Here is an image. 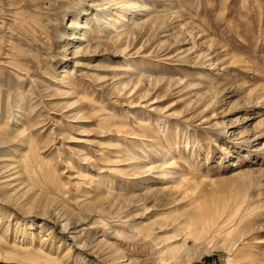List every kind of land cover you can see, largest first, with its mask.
Segmentation results:
<instances>
[{"label":"rangeland","instance_id":"rangeland-1","mask_svg":"<svg viewBox=\"0 0 264 264\" xmlns=\"http://www.w3.org/2000/svg\"><path fill=\"white\" fill-rule=\"evenodd\" d=\"M34 125L36 158L17 132ZM5 137L0 264L27 246L60 264H264V0H0ZM234 170L239 189L217 191ZM202 209L224 225L182 223Z\"/></svg>","mask_w":264,"mask_h":264},{"label":"bare ground","instance_id":"bare-ground-1","mask_svg":"<svg viewBox=\"0 0 264 264\" xmlns=\"http://www.w3.org/2000/svg\"><path fill=\"white\" fill-rule=\"evenodd\" d=\"M115 25H116V22H115L114 19L111 20V21H109L107 23V27L109 26L108 27L109 29H113L115 27ZM82 28H83V23H82L81 16H79V15L78 16H75V17H73L69 21V25L65 27V29H64V31L62 33V38H63L64 45H62L60 47L59 52L63 53V55H65V56L68 55L67 54L68 47L66 45H69L70 44V41L73 40V39H77V40H81L82 39V33H80V30ZM77 29H80V30H77ZM67 40H69V41L66 42ZM79 50H80L79 47L76 48L75 51L73 52V54L75 56H78L77 53L79 52ZM133 68L135 69V67H133ZM134 72H135V70H133V73ZM34 109L32 111H35ZM18 124L20 125V123H17V125ZM37 128H38V125H36V126L34 125L31 128L32 131L31 132L27 131L28 133H25V129L23 127H20L19 130L17 131L19 133V135L22 136V140H19V143H18L19 146L18 147H20L22 145V143L27 142L28 143V146L31 149V153H32L31 157L32 158H34V157L36 158V156L33 153V152H35V150H33L34 147H35L34 142H33V134H34L33 133V130H35ZM80 141L82 142L83 140L76 139V142H80ZM17 142L15 141V138H13V137L0 138V144H1V146L3 148H8L9 144L10 145L17 144ZM110 145L111 146L109 148H111V147L113 148L114 147L116 149V150H114V152H115L114 153V163H115L116 161H119L118 159L121 157L120 156L121 150L117 148V145L116 144H114V145L113 144H110ZM104 146L105 145L102 144L99 147V148L102 149V150H100L101 151V154H100L101 157H106L107 155L110 154L109 150L103 149ZM176 146L177 145H175V147L173 149H176ZM128 150H129L130 153H134V150H131V149H128ZM27 163H28V161H26L25 164H27ZM12 165H13V163H11V162L10 163H5V164H2V165L0 164V174L3 175V173H5L7 171H11L13 168H15V166H12ZM164 165H165V163H163L161 165H158V166H156V165L155 166L154 165H150L145 170L142 169L141 171H134L133 173H131V175L130 174H128V175L133 176L132 177L133 179L134 178H137V181H136L137 183L143 182V181H145L147 179V178H141V179H139L140 177L150 175L151 173L156 174L155 177H160L162 179L163 177H161V176H164V174L167 173L165 171L166 170L165 169L166 167ZM116 166L114 167V171L117 172V173L118 172H122L121 169H118ZM77 172H78L77 173V178H79V179H82L81 177H84L85 178V176L86 177L89 176L88 174H86L87 173L86 171L78 170ZM16 173H18V172L13 171L11 174L3 175L2 177H7V178L4 179L3 181H0V182H2V184H1L0 187L3 188V187H6V186H9L8 184H9L10 180H12L15 177H17L18 174H16ZM191 173L188 174V176H189L188 178H185L184 180L179 179V182L178 183H175L174 189L175 188H178V189H176V191L181 192L185 187L190 186L191 179L193 178L191 176ZM12 174H15L16 176L13 175L14 177H10ZM159 175H161V176H159ZM147 177H149V176H147ZM156 179H158V178H156ZM225 179H231V180H233V182L230 183V184H228V185H226V184L223 183L224 180L223 179H220V180H215L213 183L215 184V186L217 188L216 189L217 191H220V192H223V193H230L231 194V192H235V191H237L239 189L240 183L242 181H244V175H243V173L238 172V171L236 172L234 170L231 174H228L227 175V178H225ZM8 180H9V182H8ZM13 185H15V184H13ZM147 188H148L147 191H151V190L154 189V193H153L154 195L159 192V190L157 188H152V187L150 188V186L147 187ZM182 192H184V190ZM213 219L211 220L210 218H207L206 216H204V211L202 209V210H200V213L199 212L197 213V216L193 214L191 216V218H189L188 220H186V221H184L182 223H186V224H188V226H197L199 224H203V223L206 224V223H211V222H213L212 224L215 226V222L217 223V225H221V224L224 225L223 222L225 223V221H220L218 219H214L213 220ZM0 243H1V239H0ZM109 247L111 249V246H109ZM13 248L20 249L17 245H13ZM20 250L23 251L22 253L25 252L24 255L19 256L20 255L19 254L18 257H17L18 260H19V262H21V263H26V264H60L57 261L56 258L50 257L49 254H45V253L42 254V252L32 251V249H30V247H28V246H27V248H25V249H22L21 248ZM1 258H0V262L2 260ZM124 261L125 260L122 257H118V258H116V261H114V264H122L121 262H124ZM123 264H125V263H123Z\"/></svg>","mask_w":264,"mask_h":264}]
</instances>
